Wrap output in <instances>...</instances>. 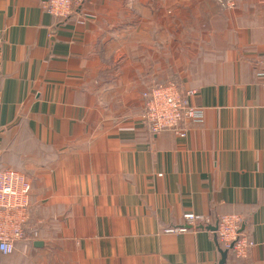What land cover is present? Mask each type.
<instances>
[{
  "label": "crops",
  "instance_id": "obj_1",
  "mask_svg": "<svg viewBox=\"0 0 264 264\" xmlns=\"http://www.w3.org/2000/svg\"><path fill=\"white\" fill-rule=\"evenodd\" d=\"M0 0V172L27 184L24 238L0 264H217L241 217L264 264V0ZM194 90L202 122L152 135L142 92ZM186 213L211 224L185 225ZM0 226V230H1ZM226 251V250H225Z\"/></svg>",
  "mask_w": 264,
  "mask_h": 264
},
{
  "label": "built area",
  "instance_id": "obj_2",
  "mask_svg": "<svg viewBox=\"0 0 264 264\" xmlns=\"http://www.w3.org/2000/svg\"><path fill=\"white\" fill-rule=\"evenodd\" d=\"M84 0H46L42 9L59 18L72 14ZM257 77L264 79V56L258 61ZM194 90L181 91L175 83L152 86L141 94L143 121L152 135L166 130L184 137L187 124L202 122L200 108L191 104ZM28 184L12 171L0 172V254L9 256L14 251L16 240L24 238L25 217L28 214ZM184 226L167 228L165 233L184 232L187 229L203 228L211 224L208 215L186 213L182 216ZM239 215L228 214L219 217L215 223V237L222 249L230 252L236 259H246L254 247L253 241L241 230Z\"/></svg>",
  "mask_w": 264,
  "mask_h": 264
},
{
  "label": "water",
  "instance_id": "obj_3",
  "mask_svg": "<svg viewBox=\"0 0 264 264\" xmlns=\"http://www.w3.org/2000/svg\"><path fill=\"white\" fill-rule=\"evenodd\" d=\"M208 230H215L213 227H208ZM220 253V260L217 264H225L226 262V257H227V251L225 250H219Z\"/></svg>",
  "mask_w": 264,
  "mask_h": 264
},
{
  "label": "rangeland",
  "instance_id": "obj_4",
  "mask_svg": "<svg viewBox=\"0 0 264 264\" xmlns=\"http://www.w3.org/2000/svg\"><path fill=\"white\" fill-rule=\"evenodd\" d=\"M170 82L172 83V81H168V82H165V83H162V84H157V85H152V86H160V85H164V84H167V83H170ZM173 83H175V82H173ZM175 84H176V83H175ZM176 85H177V84H176ZM152 86L147 87L144 91L148 90V89H149L150 87H152ZM144 91H143V92H144ZM143 92H142V93H143ZM141 101H142V100H141Z\"/></svg>",
  "mask_w": 264,
  "mask_h": 264
}]
</instances>
